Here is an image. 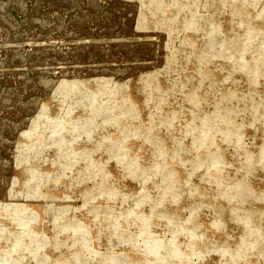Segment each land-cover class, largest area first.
Returning a JSON list of instances; mask_svg holds the SVG:
<instances>
[{
  "label": "rangeland",
  "instance_id": "374dc122",
  "mask_svg": "<svg viewBox=\"0 0 264 264\" xmlns=\"http://www.w3.org/2000/svg\"><path fill=\"white\" fill-rule=\"evenodd\" d=\"M263 153L264 0H0V264H264Z\"/></svg>",
  "mask_w": 264,
  "mask_h": 264
},
{
  "label": "bare ground",
  "instance_id": "6f19581e",
  "mask_svg": "<svg viewBox=\"0 0 264 264\" xmlns=\"http://www.w3.org/2000/svg\"><path fill=\"white\" fill-rule=\"evenodd\" d=\"M242 1V0H241ZM244 1V0H243ZM158 2V1H157ZM223 2V1H222ZM221 2V3H222ZM228 2V1H227ZM232 3V2H231ZM159 4V3H158ZM182 4V3H181ZM241 4V3H240ZM158 6V5H157ZM176 6V5H175ZM236 6H237V4H236ZM177 7V6H176ZM241 7V6H240ZM236 8H238V7H236ZM242 8V7H241ZM163 11V10H162ZM238 11V10H237ZM176 12V11H175ZM251 16V15H250ZM254 16V15H253ZM162 18V17H161ZM254 20H255V17H254ZM159 21H161L160 19H159ZM206 21V20H205ZM163 22V21H162ZM207 22V21H206ZM241 22V21H240ZM161 23V22H160ZM212 23V22H211ZM251 23H253V22H251ZM254 24V23H253ZM212 25H214V24H212ZM202 26V25H201ZM206 26V25H205ZM214 27V26H213ZM256 28V27H255ZM219 29V28H218ZM209 31V30H208ZM254 31V30H253ZM256 31V30H255ZM216 33H217V31H216ZM260 33V32H259ZM262 34V33H261ZM215 35V34H214ZM250 35V34H249ZM251 36V35H250ZM215 39V38H214ZM220 39V38H219ZM231 39V38H230ZM251 39V38H250ZM255 39V38H254ZM227 40V39H226ZM222 41V40H221ZM215 42H216V40H215ZM229 42V41H228ZM232 43V42H231ZM258 43V42H257ZM246 44V43H245ZM252 45V44H251ZM207 47V46H206ZM248 47V46H247ZM205 48V47H204ZM203 48V49H204ZM213 48V47H212ZM215 49V48H214ZM258 49V48H257ZM211 51H213V50H211ZM230 51V50H229ZM201 52V51H200ZM233 52V51H232ZM214 53V52H213ZM230 53H231V51H230ZM263 54V53H262ZM235 56H236V54H234ZM238 55V54H237ZM226 56V55H225ZM238 57V56H237ZM252 59V58H251ZM208 60V59H207ZM242 60V59H241ZM210 61V60H209ZM252 61V60H251ZM244 62V61H243ZM218 63V62H217ZM250 63V62H249ZM259 64H261V63H259ZM258 65V64H257ZM256 65V66H257ZM232 67V66H231ZM236 67V66H235ZM262 67V66H261ZM204 68V67H203ZM214 68V67H213ZM246 68V67H245ZM207 69V68H206ZM231 69V68H230ZM243 69V68H242ZM229 70V69H228ZM210 71V70H209ZM234 71V70H233ZM259 71V70H258ZM261 72V71H260ZM256 73V72H255ZM239 75V74H238ZM187 77V76H186ZM261 77V76H260ZM249 78V77H248ZM263 78V77H262ZM250 80V79H249ZM186 81V80H185ZM208 81V80H207ZM260 85V84H259ZM255 87H258V86H255ZM240 88V87H239ZM250 89V88H249ZM226 91H228V90H226ZM206 92V91H205ZM229 92H231V91H229ZM217 93V92H216ZM222 94V93H221ZM241 94V93H240ZM224 95H226V94H224ZM229 95V94H228ZM199 96V95H198ZM243 97V96H242ZM249 97V96H248ZM227 98V97H226ZM250 98V97H249ZM250 100V99H249ZM252 100V99H251ZM244 101V100H243ZM252 104V103H251ZM257 104V103H256ZM225 105V104H224ZM229 109V108H228ZM259 109V108H258ZM236 110V109H235ZM89 112H90V110H89ZM88 112V113H89ZM163 112H165V111H163ZM262 112V111H261ZM260 112V113H261ZM200 113H202V112H200ZM213 113V112H212ZM230 113V112H229ZM258 113V112H257ZM250 114V113H249ZM184 115V114H183ZM211 115V114H210ZM240 116V115H239ZM199 117V116H198ZM241 118V117H240ZM205 120V119H204ZM262 120V119H261ZM245 121H247V120H245ZM231 122H232V120H231ZM231 124V123H230ZM235 124H237V123H235ZM193 125V124H192ZM213 126V125H212ZM237 126V125H236ZM238 126H239V124H238ZM242 126H244V124L242 125ZM231 131V130H230ZM234 131V130H233ZM232 131V132H233ZM156 133H157V131H156ZM229 133V132H228ZM260 133V132H259ZM158 134V133H157ZM177 134V133H176ZM242 135V134H241ZM241 137V136H240ZM207 138V137H206ZM230 139V138H229ZM189 141V140H188ZM233 141V140H232ZM216 142V141H215ZM222 142V141H221ZM236 142V141H235ZM183 144V143H182ZM220 144V143H219ZM225 144V143H224ZM223 144V145H224ZM228 144V143H227ZM241 145V144H240ZM184 147V146H183ZM220 150V149H219ZM203 151V150H202ZM246 151V150H245ZM206 152V151H205ZM77 153V152H76ZM201 153V152H200ZM188 154V153H187ZM226 154V153H225ZM252 154V153H251ZM259 154V153H258ZM264 154V153H263ZM206 156V155H205ZM227 157H228V155H226ZM258 156V155H257ZM264 156V155H263ZM202 157V156H201ZM200 157V158H201ZM225 157V156H224ZM248 157H249V155H248ZM254 157V156H253ZM222 158V157H221ZM228 159V158H227ZM255 159V158H254ZM238 160V159H237ZM251 160H252V158H251ZM186 162H187V160H185ZM207 161V160H206ZM225 161V160H224ZM228 161V160H227ZM254 161V160H253ZM98 162V161H97ZM101 162V161H100ZM162 162H163V160H162ZM150 163V162H149ZM159 163V162H158ZM172 163V162H171ZM241 163V162H240ZM250 163V162H249ZM96 165V164H95ZM92 166V165H91ZM157 166V165H156ZM158 166H160V165H158ZM169 166H171V165H169ZM168 166V167H169ZM177 166V165H176ZM171 168H172V166H171ZM258 168V167H257ZM167 169V168H166ZM176 169V168H175ZM171 170H173V169H171ZM170 170V171H171ZM252 170V169H251ZM259 170V169H258ZM215 171V170H214ZM211 172V171H210ZM176 174V173H175ZM178 174V173H177ZM176 174V175H177ZM256 174V173H255ZM115 175V174H114ZM178 176V175H177ZM179 178V177H178ZM232 178V177H231ZM238 178V177H237ZM239 179V178H238ZM178 180V179H177ZM179 180H180V178H179ZM227 180V179H226ZM231 181V180H230ZM235 182V181H234ZM244 182V181H243ZM210 183V182H209ZM200 186V185H199ZM205 187V186H204ZM199 188V187H198ZM257 188V187H256ZM210 189V188H209ZM208 189V190H209ZM225 189V188H224ZM259 190V189H258ZM256 191V190H255ZM201 192V191H200ZM231 192V191H230ZM235 192V191H234ZM245 192V191H244ZM259 192V191H258ZM236 193V192H235ZM238 194V193H237ZM198 195H201V194H198ZM235 195V194H234ZM213 196H214V194H213ZM219 196V195H218ZM260 196V195H259ZM153 197V196H152ZM199 197V196H198ZM238 197V196H237ZM204 198V197H203ZM212 198V197H211ZM227 198V197H226ZM236 198V197H235ZM240 198V197H239ZM166 199V198H165ZM206 198H204V200H205ZM208 199V198H207ZM251 199V198H250ZM201 200V199H200ZM203 200V201H204ZM211 201V200H210ZM222 201V200H221ZM259 201V200H258ZM212 202H213V200H212ZM211 203V202H210ZM260 204V203H259ZM236 205V204H235ZM170 206V205H169ZM228 206V205H227ZM234 206V205H233ZM172 207V206H171ZM239 207V206H238ZM262 208V207H261ZM260 208V209H261ZM107 209H109V208H107ZM254 209V208H253ZM212 210V209H211ZM222 210V209H221ZM158 211V210H157ZM164 211V210H163ZM238 211V210H237ZM166 212V211H165ZM170 212V211H169ZM244 212V211H243ZM167 213V212H166ZM247 213H248V211H247ZM243 214V213H242ZM148 215V214H147ZM251 215V214H250ZM177 216V215H176ZM222 216V215H221ZM243 216V215H242ZM226 217V216H225ZM256 218V217H255ZM227 219V218H226ZM243 219V218H242ZM245 219V218H244ZM247 220V219H246ZM262 220V219H261ZM180 221V220H179ZM178 221V222H179ZM201 220L199 219V222H200ZM149 222H151L150 220H149ZM177 222V223H178ZM196 222V221H195ZM126 223V222H125ZM200 224V223H199ZM198 224V225H199ZM192 225V224H191ZM126 226V225H125ZM259 227V226H258ZM152 228V227H151ZM206 228V227H205ZM213 228V227H212ZM113 229V228H112ZM121 229V228H120ZM241 229V228H240ZM251 229V228H250ZM122 230V229H121ZM124 230V229H123ZM256 230V229H255ZM254 230V231H255ZM126 231V230H125ZM154 231V230H153ZM243 231V230H242ZM245 231H243V233H244ZM242 234V233H241ZM247 234H249V233H247ZM200 235V234H199ZM245 235V234H244ZM213 236V235H212ZM192 237V239H193V237H194V235L193 236H191ZM261 237V236H260ZM91 238V237H90ZM158 238H160V237H158ZM163 239V238H162ZM253 239H255V237L253 238ZM252 239V240H253ZM219 240V239H218ZM256 240H258L257 242H256V244H258V242H259V239H256ZM164 241V240H163ZM162 241V242H163ZM180 241V240H179ZM198 241V240H197ZM249 241V240H248ZM251 241V240H250ZM177 242V241H176ZM217 242V241H216ZM215 242V243H216ZM227 243H228V241H226ZM241 242V241H240ZM178 243V242H177ZM181 243V242H180ZM193 243V242H192ZM174 244H176V243H174ZM197 244V243H196ZM217 244V243H216ZM261 245V247H262V243H260ZM241 245V244H240ZM243 245H245V244H243ZM145 246V245H144ZM178 246H179V243H178ZM183 246V245H182ZM197 246V245H196ZM195 246V247H196ZM210 246V245H209ZM223 246V245H222ZM225 246V245H224ZM227 246V245H226ZM231 246V245H230ZM170 247V246H169ZM221 247V246H220ZM228 247H229V245H228ZM233 247V246H232ZM260 247V248H261ZM214 248H215V246H214ZM230 248V247H229ZM139 249V248H138ZM197 249V248H196ZM245 249V248H244ZM243 249V250H244ZM252 249V248H251ZM200 250V249H199ZM237 250V249H236ZM163 251V250H162ZM185 251V250H184ZM187 251V250H186ZM263 251V250H262ZM232 252V251H231ZM79 253V252H78ZM164 253V252H163ZM186 253V252H185ZM243 254V253H242ZM227 255V254H226ZM60 256V255H59ZM138 256V255H137ZM165 256H166V254H165ZM61 258V257H60ZM126 258V257H125ZM135 258V257H134ZM138 259V258H137ZM141 259V258H140ZM147 259V258H146ZM227 259V258H226ZM225 259V260H226ZM129 260V259H128ZM172 260V259H171ZM184 260V259H183ZM184 262H186V261H184ZM227 262V261H226Z\"/></svg>",
  "mask_w": 264,
  "mask_h": 264
}]
</instances>
